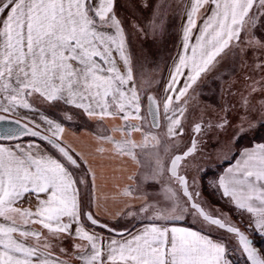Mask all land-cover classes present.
<instances>
[{"label":"snow or ice","instance_id":"snow-or-ice-1","mask_svg":"<svg viewBox=\"0 0 264 264\" xmlns=\"http://www.w3.org/2000/svg\"><path fill=\"white\" fill-rule=\"evenodd\" d=\"M256 3L185 0L179 48L158 97L147 91L150 82L137 80L118 0H0V264H70L53 251L65 241L73 242V257L81 264H233L236 253L247 264H264V249L251 238L264 237V143L238 149V158L226 156L235 163L216 183L234 210L249 214L243 231L223 214L207 211L197 202L199 193L189 191L187 176L180 175L181 162L197 150L195 137L170 160L167 171L179 187L164 189L166 207L142 191L143 184L164 173L158 151L150 173L129 177L133 183L122 192L127 209L122 215L131 219L120 229L92 210L99 209L98 198L85 190H94V170L64 142L63 122L40 107L60 110L68 121L72 108L101 123L119 119L120 124L102 129L96 138L140 165L137 150L162 144L153 129L163 127L173 141L183 136L188 94L218 58L229 48L244 55L251 51L260 80L249 77V92L240 95L244 115L226 145L231 153L241 137L264 127V41L254 34L241 39L264 18V0L253 12ZM142 7L150 9V23L132 27L145 37L163 32L170 7L166 0H145ZM257 92L259 109L250 99ZM231 126L227 116L215 124ZM202 130L203 122L194 124V134ZM133 133L142 139L136 141ZM27 136L46 143H4ZM164 151H169L167 145ZM137 200L138 208L131 203ZM24 203L34 207L18 206ZM186 214L202 225L200 230L177 226ZM213 228L224 230L235 243L214 239ZM59 251L68 253L64 247Z\"/></svg>","mask_w":264,"mask_h":264},{"label":"rangeland","instance_id":"rangeland-1","mask_svg":"<svg viewBox=\"0 0 264 264\" xmlns=\"http://www.w3.org/2000/svg\"><path fill=\"white\" fill-rule=\"evenodd\" d=\"M131 1L138 2L140 6L132 4ZM159 2L164 3L165 0H159ZM166 2L170 7L166 10L165 30L157 32L155 36L149 33L147 37L132 27L133 24L147 26L150 23V9L142 7L145 3L144 0H118L117 7L119 14L125 18V26L129 33L130 50L134 55V71L137 80H141L142 77L144 81L150 82V86H145L147 91L150 92L149 88H153L152 94L154 93L158 97L159 92L163 91L164 84L168 78V66L171 63V58L175 56L181 40L179 39V24L183 1L166 0ZM258 7L259 5L253 9V12H256ZM127 11H130V16ZM136 11L137 13L141 12L146 21H140L135 14ZM253 34L264 41V18L258 21L254 31L242 33L241 39H250ZM218 59L219 63L202 75L201 79L188 94L191 99L186 119L183 122V136L173 141L167 139L163 127L159 130L155 129L161 133L162 144L159 149L147 148L143 152L139 151L141 171L138 177H143L152 171L158 151L159 158L164 164V173L157 178V181L143 184L142 191L151 197L152 202L166 207L169 202L165 198L164 189L171 187L178 190L179 187L174 180L170 179V174L167 171L170 160L175 154L185 151L191 145L193 137H195L197 150L182 162L180 173H184L187 176L191 192L199 193L197 201L207 211L216 216L223 214L228 222L244 230L248 223L249 214H241L239 211L234 210V207L228 203L227 198H223L221 192L217 190L216 183L218 177L223 174L227 167L235 163V159L225 158L226 156L234 157L236 155L235 157L238 158V149L257 143H264V127L257 126L241 137V141L239 139L236 149L231 153L228 152L226 147L236 130L235 126L240 116L244 115V110L240 105V95L241 93L247 95L249 92L248 85L251 81L248 78L251 76L255 80H260V74L255 68V63L258 61H255L251 51L244 55L238 49L229 48ZM158 89L159 92L157 91ZM250 99L252 104L259 109L260 93L253 94ZM50 110H53V113L58 115L62 122L71 123L74 127L78 128L89 124L84 114H80L73 109H71L74 114L71 121L63 119L62 111L52 108ZM253 115L257 120L260 118L259 111ZM225 116H227L232 126L223 129L215 127L217 121ZM36 120L38 123L40 122L38 119ZM197 122H203V130L199 134H194L193 126ZM209 122L212 123V127H208ZM15 141L46 143L31 136L20 137ZM164 145L169 148L167 153L164 151ZM177 222H184L199 228L202 227L199 222L193 219L191 214H186L184 220ZM205 230L208 231V229ZM210 233L220 235L226 241H230L229 234L224 230L213 228ZM230 243L235 242L230 241ZM231 259L233 263L235 261L240 263V261L243 262V255L236 253L231 255ZM242 264L245 263L243 262Z\"/></svg>","mask_w":264,"mask_h":264},{"label":"crops","instance_id":"crops-1","mask_svg":"<svg viewBox=\"0 0 264 264\" xmlns=\"http://www.w3.org/2000/svg\"><path fill=\"white\" fill-rule=\"evenodd\" d=\"M182 1L184 5L185 0H182ZM148 2L152 3L154 2V0H149ZM132 4L140 6L138 2H132ZM257 5H258V0H257V3L254 4V8ZM127 13L129 16L131 15L130 11H127ZM135 14L137 15L140 21H146V19L143 17V14L141 12L137 13L136 11ZM182 23H183V9H182L181 19H180V24H179V35H180L179 39H181V36H182V28H181ZM139 81L140 80H138V82ZM149 90H150V93L154 91L153 88H149ZM146 106L147 105L145 104V111H146ZM40 107H41V111L46 110L51 115L58 117L61 120V118L58 115L54 114L53 113L54 111L50 110V108L47 105H43ZM72 109L80 114H84L82 110L75 109V108H72ZM84 115L87 117L89 121L88 122L89 124L87 126H79L77 128V127H74V125H71V123L63 122V126L65 130H64V133L62 134V138L68 146H70L72 149H75L76 152H79L83 155V157L87 160V164L95 172L94 190L91 188L85 190V192L92 191L94 196L98 198V203L100 207L99 209L93 208L92 210L94 212L96 211L99 212L98 218L102 222L107 221L110 225H115L117 228L122 229L124 226L128 224V220L131 219L130 217L122 215V213L127 211V209L124 206V202H123L124 197L122 196V192L128 184L133 183V181L130 180L129 177H132V176L138 177L141 171V163L140 165H137L130 158H125V157L117 155L113 151L112 145L107 144V143L101 144L97 140L96 138L97 133H99L102 129H111L115 125L120 124L121 121L119 119L117 120L107 119L101 123L97 120L90 119L86 114ZM36 119L39 120V117L36 116ZM133 123H136V121H133ZM153 131L157 132V134L160 137V134H161L160 132L156 131L155 129H153ZM116 137L117 139H119V134H116ZM133 137L136 141H140L142 139L140 133H133ZM17 142L23 143V144H27L29 142L40 143L38 141H11V142L5 141L4 143H17ZM251 146H255V145H251ZM52 151L54 152L55 150H52ZM139 151L140 150H137V155L141 162ZM150 193H153V192H150ZM131 203H134L135 206L138 208L141 201L137 200ZM18 206L34 207V205H28L27 203H24ZM119 223L120 225H118ZM175 223L177 224V226L189 227V228H192L193 230L201 229L199 227H196L194 225H190L184 222H175ZM35 227H39V226H35ZM205 232L208 233L207 230H205ZM210 234L214 239H224L225 240V238L220 235H217L214 233H210ZM104 235L107 237L108 233L105 232ZM28 243H33V241L29 240ZM72 243H73L72 241H65L64 244L58 247H55L53 251L56 253V255L62 256V258L69 260L70 264H81L80 261L76 260L73 257ZM76 243H80V241H76ZM60 247L67 248L68 253L66 255L60 253L59 251Z\"/></svg>","mask_w":264,"mask_h":264},{"label":"trees","instance_id":"trees-1","mask_svg":"<svg viewBox=\"0 0 264 264\" xmlns=\"http://www.w3.org/2000/svg\"><path fill=\"white\" fill-rule=\"evenodd\" d=\"M145 12H146V10H145ZM262 26V25H261ZM215 87H216V85H214ZM242 139L240 138V141H241ZM253 240H254V242H255V246L258 248V249H264V237H260V236H258V235H255V236H252L251 237ZM243 262L245 263V264H247V261H246V258L243 256ZM243 262H241L240 261V263H239V261L237 262V261H235L234 262V264H242Z\"/></svg>","mask_w":264,"mask_h":264},{"label":"water","instance_id":"water-1","mask_svg":"<svg viewBox=\"0 0 264 264\" xmlns=\"http://www.w3.org/2000/svg\"><path fill=\"white\" fill-rule=\"evenodd\" d=\"M0 127H4V125L3 124H0ZM179 154V153H178ZM183 162V161H182ZM182 162H181V165H182ZM180 165V166H181ZM179 173H180V167H179ZM180 175H185L184 173H180ZM186 176V175H185ZM189 191L191 192V190H190V187H189ZM198 202V201H197ZM242 230V229H241ZM243 231V230H242Z\"/></svg>","mask_w":264,"mask_h":264}]
</instances>
